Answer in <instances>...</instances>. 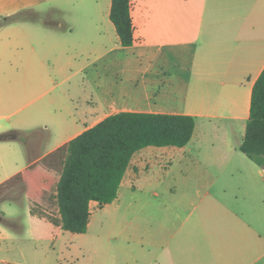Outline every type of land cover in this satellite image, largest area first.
Listing matches in <instances>:
<instances>
[{
	"label": "crops",
	"instance_id": "crops-1",
	"mask_svg": "<svg viewBox=\"0 0 264 264\" xmlns=\"http://www.w3.org/2000/svg\"><path fill=\"white\" fill-rule=\"evenodd\" d=\"M131 2L134 45L122 47L117 35L109 48L101 35L94 53L96 60L129 53L119 62L130 83L119 107L107 112L101 101L85 109L74 105L57 141L36 126L43 108L0 127V187L28 172L25 195L14 200L25 215L0 208V264H264V167L240 151L253 88L264 71V0ZM41 3L5 0L0 20L39 13ZM50 52L30 51L24 82H65L92 65L68 74L66 64L48 76ZM119 112L192 116L196 128L183 148L138 151L117 199L103 208L90 204L87 233L65 232L33 214L34 208L60 219L54 192L47 194L54 167L47 158ZM72 128L75 134L61 140ZM17 243L21 259L13 256Z\"/></svg>",
	"mask_w": 264,
	"mask_h": 264
},
{
	"label": "rangeland",
	"instance_id": "rangeland-1",
	"mask_svg": "<svg viewBox=\"0 0 264 264\" xmlns=\"http://www.w3.org/2000/svg\"><path fill=\"white\" fill-rule=\"evenodd\" d=\"M4 1L0 0V6ZM110 2L42 0L37 9L39 13L29 12L27 20L10 22L0 28V127L43 108L44 117L36 126L57 141L58 133L65 130V122H69L74 105L85 109L87 103L101 101L107 112L112 110V105L120 106L119 97L130 89V83L122 74L119 62L129 53L116 52L104 60H96L94 54L100 48L101 35L109 41V48L116 44L117 34L107 10ZM10 17L12 15L5 18ZM43 47L52 51L46 60L48 76H55V68L66 64L70 66L68 74L75 73L80 66L92 65L83 73L71 75L65 82H62L63 77H54L38 85L28 84L22 78L28 54L33 48ZM66 50L69 51L65 53ZM74 134L72 128L60 139ZM162 171L165 170L158 172ZM24 195L20 182L7 185L0 189V208H13L20 218L23 217L26 210L15 201H20ZM17 245L13 256L21 259L22 244Z\"/></svg>",
	"mask_w": 264,
	"mask_h": 264
},
{
	"label": "trees",
	"instance_id": "trees-1",
	"mask_svg": "<svg viewBox=\"0 0 264 264\" xmlns=\"http://www.w3.org/2000/svg\"><path fill=\"white\" fill-rule=\"evenodd\" d=\"M19 13L0 21V28L10 22L27 20ZM110 20L122 47L135 43L131 0H112ZM196 119L187 115L119 112L102 120L60 147L47 161L54 162L47 194L54 192V204L60 219L32 209L33 214L58 224L65 232L85 234L91 218L90 204L99 208L113 203L134 155L146 147L187 146L193 138ZM240 151L264 167V71L253 88L250 117ZM28 173V172H27ZM25 174L0 187L20 182L25 188Z\"/></svg>",
	"mask_w": 264,
	"mask_h": 264
}]
</instances>
